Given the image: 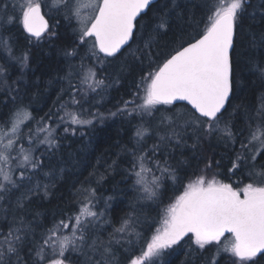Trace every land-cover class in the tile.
I'll return each mask as SVG.
<instances>
[{
	"label": "trees",
	"instance_id": "trees-1",
	"mask_svg": "<svg viewBox=\"0 0 264 264\" xmlns=\"http://www.w3.org/2000/svg\"><path fill=\"white\" fill-rule=\"evenodd\" d=\"M23 2L7 0L8 14L15 12L19 15L18 6ZM37 2L42 4L43 15L52 30L58 33L57 39L49 40L46 35L39 44L30 45L19 24L8 25L7 31H0V35L10 37L14 56L29 54L28 66L22 68L6 50L0 48V67L5 69L0 73V126L17 107L27 109L31 118L21 128L22 143L26 149H33V156L41 164L35 170L26 168L20 190H13L12 195L0 200V241L10 229H22L19 234L23 239L16 245L20 264H37L35 249L42 242V235L56 221L75 215L90 198L87 190L95 189L96 195L91 198L95 205L93 210L103 213L89 227L88 243L93 239L105 244L110 242L114 264H128L131 257L141 254L154 231L161 226L164 209L184 191L190 180L204 175L207 179L214 177L222 183H230L234 188H243L247 183H264V176L259 175L264 171L261 167L264 154L258 156L252 168V152L241 150V141L247 142L249 135L248 117L253 118L251 123L255 128L259 123L261 98L264 97V81L251 63L256 60L264 62V46L258 43L264 36V0H248L238 28L234 54L239 62L238 75L222 118L223 121H231L233 131L237 133L236 140L226 141L218 133L211 137L201 136L196 142L189 130L180 144L175 140L171 143L160 140V136L168 131L166 126L160 125V117L169 108L172 113H190L188 106L161 105L152 116L143 117L129 112L142 103L140 97L143 92L138 89L141 77L154 71L182 42L186 46V42L198 38L197 33L204 28L211 5L218 0H175L178 5L175 8L171 0H158L138 19L130 44L110 58L101 54L93 56L92 40L81 46L76 19H65L62 8L60 11L51 8L52 0ZM165 4L171 10L168 27L154 32ZM13 5L17 8L14 9ZM150 37L154 38L150 40ZM253 38L256 45L252 43ZM146 42L151 43V49L145 47ZM73 49L76 50L75 55H65L66 51ZM82 58L85 67L94 68L96 78L104 81V85L95 92L88 91L86 85H80L77 73ZM70 69L73 72L71 83L80 89L76 95L78 104L71 102L73 92L67 78ZM125 101L134 103L127 105L128 111L118 112L125 107ZM66 111L77 112L82 119L92 120V124L76 126L61 123L59 118ZM111 113L117 114L113 116ZM43 124L53 129L57 147L41 144L43 134H39L38 139L33 135L35 143L29 144V132L36 134L37 127ZM141 125L148 129V133L137 143L135 132ZM65 127L69 128L68 132L64 131ZM153 145H159L154 155ZM256 146L259 144L253 145V151ZM132 149H136L138 155L143 153L149 166L154 168V160H166L175 172L176 179L165 177L152 200L142 199L143 193L134 185L130 172ZM12 155L15 156L16 152ZM237 156L241 157L237 161L239 167L229 171ZM209 163L211 168L206 169L205 165ZM12 167L13 177L18 179L21 170L16 168L15 162ZM154 174L160 175L159 171H154ZM37 185L40 186L39 191L30 196V202H24V209L19 208L17 197ZM45 185H48L47 196L44 195ZM125 219H129L133 227L129 232L120 233L117 229ZM224 238L223 241L231 240L230 235ZM218 249L214 245L207 246L206 250L198 249L189 236L166 250L158 264H212L213 258L218 264H231L233 258L223 248ZM85 251L87 256L69 251L66 255L70 264H97L98 261L104 264L103 249L95 253L88 249ZM47 255L49 259L54 258L50 250ZM11 260L16 264V256ZM258 264H264V258Z\"/></svg>",
	"mask_w": 264,
	"mask_h": 264
},
{
	"label": "snow or ice",
	"instance_id": "snow-or-ice-1",
	"mask_svg": "<svg viewBox=\"0 0 264 264\" xmlns=\"http://www.w3.org/2000/svg\"><path fill=\"white\" fill-rule=\"evenodd\" d=\"M153 2L154 0H52L51 8L56 11L62 8L65 19L75 18L78 21L80 45L83 46L92 40L93 56L103 54L104 57H115L133 39L138 18ZM171 2L173 8L178 6L175 0ZM247 6L248 0H218L213 3L204 28L197 33L198 38H192V42H186V46L182 42L154 71L141 77L138 89L143 92L140 97L142 103L131 109L130 115L138 113L142 117L152 116L154 110H159L158 106L175 107L177 101H184L191 108L190 113H172L169 108L161 114L160 125L168 128V131L160 136L162 142L171 143L175 140L180 144L189 130L196 142L200 141L201 136L211 137L218 133L220 138L226 141L236 140L237 133L233 131L231 121H223L222 118L238 75L239 62L234 54L239 24ZM13 7L15 9L17 5ZM84 8L90 10L88 15L82 14ZM170 11L165 4L154 32L167 29ZM18 12L19 15L15 12L8 14L7 0H0V31H7L8 25L19 24L27 34L26 39L30 45L39 44L46 35L49 40L58 38V33L52 30L42 14L41 3L24 0L19 4ZM153 38L150 37V40ZM252 43L257 44L255 38ZM258 43L264 46V36ZM145 47L151 49L152 45L146 42ZM0 48L6 50L9 57L14 58L22 68L28 66L29 54L25 52L20 57L14 56L10 37L0 35ZM75 51H66L65 55L71 57L75 55ZM148 54L152 55L151 52ZM251 63L259 78L264 81V62L256 60ZM4 71L5 69L0 67V73ZM77 74L80 77V85H86L88 91L95 92L104 85L103 80L96 78L94 68L85 67L83 58ZM72 75L70 69L67 78L73 92L71 102L78 104L76 95L80 89L72 85ZM261 99L262 107L258 110L259 123L253 128V118L249 116L247 142L241 141V150L252 152V168L255 167L258 156L264 154V97ZM129 103L134 101H125V107L118 109V112L128 111ZM116 114L111 113L113 116ZM30 118L27 109L17 107L0 126V200L12 195L13 190H20L26 168L35 170L41 166L32 154L33 149H26L22 143L21 128ZM59 119L61 123L76 126L92 124V120L82 119L79 113L72 111H66ZM64 131L68 132L69 128L65 127ZM147 133V128L142 125L138 127L135 132L137 143L143 140ZM39 134L44 135V139L40 140L41 144H47L49 148L57 147L53 129L47 124L38 126L36 134L29 132L30 145L35 143L33 135L38 139ZM256 143L259 147L253 151V145ZM158 147L159 145H153V155ZM13 152H16L15 156L12 155ZM131 154L133 160L130 172L134 177V185L143 193L142 199H154L165 177L176 179L174 170L166 160H154L153 168L146 163L147 157L143 153L138 155L136 149H132ZM240 159L241 157L237 156L229 171L239 167L237 161ZM14 162L16 168L21 170L18 179L13 177ZM261 167L264 168V165ZM205 168H211V164H206ZM154 171H159L160 175H155ZM259 175L264 176V171ZM39 188L37 185L34 189L29 188L27 192H22L17 197L18 207L24 209V202H30V196L38 192ZM87 191L90 198L87 203L81 205L75 215L56 221L42 235V242L35 249L37 264H44L46 260L47 264H70L66 254L71 251L87 256L85 249L93 253L103 249L101 256L104 264H114L110 242L105 244L93 239L88 243L89 227L98 221L103 213L93 210L95 205L91 198L96 195L95 189ZM44 195H48V185L44 186ZM132 227L130 220L125 219L117 231L126 233ZM69 229L70 231H66ZM21 231V228L10 229L4 240L0 241V264H12V256H16V264H20L16 245L23 239L19 234ZM226 233L230 234L231 240L223 251L233 258L231 264H258V261L264 258V183H247L243 188H234L230 183L200 175L195 180H190L184 186V191L164 209L161 226L156 229L141 254L131 257L128 264H155L156 258L161 257L174 245L180 244L189 234L198 249L206 250L207 246L220 245ZM48 250L54 258H48ZM212 264H218V261L213 258Z\"/></svg>",
	"mask_w": 264,
	"mask_h": 264
},
{
	"label": "rangeland",
	"instance_id": "rangeland-1",
	"mask_svg": "<svg viewBox=\"0 0 264 264\" xmlns=\"http://www.w3.org/2000/svg\"><path fill=\"white\" fill-rule=\"evenodd\" d=\"M38 0H34V2H37ZM40 1V0H39ZM46 0H43V2H45ZM89 9H87V8H84V9H82V14H84V15H88L89 14ZM76 22L78 23V21L76 20ZM78 26H79V23H78ZM78 29H79V27H78ZM17 145H19V144H17ZM259 146H256V148L255 149H257ZM156 231V230H155ZM155 231H154V233H155ZM189 236H190V234H189ZM188 236V237H189ZM187 237H185L184 239H186ZM223 239H225L224 237L222 238V241H221V244L220 245H216V244H213L214 246H215V248H216V250H219L218 248L220 247V248H224L226 245H227V243L230 241V240H225V241H223ZM144 249H142L141 250V252L143 251ZM230 255V254H229ZM163 256V255H162ZM162 256L161 257H159V258H156V262H155V264H158V263H161V261H162ZM149 264H151V262H149Z\"/></svg>",
	"mask_w": 264,
	"mask_h": 264
},
{
	"label": "water",
	"instance_id": "water-1",
	"mask_svg": "<svg viewBox=\"0 0 264 264\" xmlns=\"http://www.w3.org/2000/svg\"><path fill=\"white\" fill-rule=\"evenodd\" d=\"M157 1H158V0H154L153 4L156 3ZM147 10H148V9H147ZM147 10H146V12H147ZM146 12H145V13H146ZM145 13H142L141 16L144 15ZM42 14H43V13H42ZM141 16H140V17H141ZM140 17H139V18H140ZM139 18H138V19H139ZM45 19H46V18H45ZM131 41H132V39L128 42L127 45H125V46L121 49V51H122L123 49H125V48L130 44ZM121 51H120V52H121ZM120 52H119V53H120ZM119 53H118V54H119ZM101 55L104 56L103 54H101ZM108 58H110V57H108ZM179 104H184V105H186V106H188V107L190 108V105H187L186 102H184V101H177L175 105H179ZM226 106H227V105H226ZM190 109H191V108H190ZM225 235H228V234L226 233Z\"/></svg>",
	"mask_w": 264,
	"mask_h": 264
}]
</instances>
